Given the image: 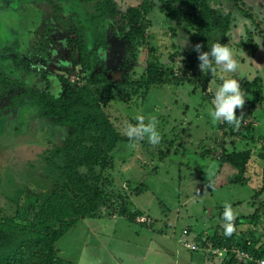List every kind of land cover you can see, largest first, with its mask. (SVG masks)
Returning <instances> with one entry per match:
<instances>
[{"label":"rangeland","instance_id":"rangeland-1","mask_svg":"<svg viewBox=\"0 0 264 264\" xmlns=\"http://www.w3.org/2000/svg\"><path fill=\"white\" fill-rule=\"evenodd\" d=\"M113 1L122 12L143 1L150 5L145 16L148 47L122 38L118 31L120 18H109L97 29L86 32L91 63L90 67L80 69L78 65L71 66L67 44V31L76 18L88 26L77 0H56L60 9L43 0H0V74L6 73L26 86L43 88L49 84L55 94L61 87L59 76L70 83L83 84L94 73L106 74L112 98L104 110L120 134L126 136L127 125H136L139 122L136 117L142 116L144 124L154 118L160 136L156 144L150 143L147 135L119 140L111 152L113 167L103 174V187L114 200L125 197L128 210H142L152 219L151 225H139L120 216L118 201L104 205L99 216L77 220L62 235L56 244L60 257L75 264H218L217 258L187 250L182 241L191 239L198 244L217 225L224 227V221L240 216L241 224L235 225L236 239L253 234L264 243V190L256 191L264 169V38L259 45L254 42L256 36L264 34V0H249L245 9L232 0H208L214 8L232 14L226 40L238 61L237 73L233 75L239 87L256 76L262 84L261 103L252 93L246 95L240 108H234L239 120L256 122L253 133L257 139L253 144L238 136H225L229 126L223 133L218 128L222 120L213 122L209 115V87L219 84L222 75L219 68L203 89L201 77L206 71L199 69L196 57L191 69L194 78H185L190 72L185 70L181 54L191 50L190 25L163 14L159 10L160 0ZM73 12L78 15L74 17ZM101 34L105 47L97 44ZM249 34L257 48L254 56H250L252 60L247 61ZM48 37L53 44L49 46L50 60L46 58L48 48L38 53L42 44H48ZM149 47L156 52L157 61L166 72L171 69L184 77L180 83L168 79L167 73V82L146 86V67L152 59ZM34 51L38 53L37 60L32 56ZM33 66L39 71H34ZM41 69L48 76V83L39 75ZM17 89L6 78H0V107L7 104ZM97 89L98 95L105 93L101 86ZM38 108L25 99L14 109L0 113V159H8L14 165L8 170L10 178L0 182V206L13 199L16 189L24 184L32 192L50 187L35 167H24L28 157L36 158L39 152L34 154V150L31 154L26 148L32 149L33 143L44 146L48 141H57L64 131L60 126L45 124L37 116ZM247 146L252 151L245 173L247 180L230 182L228 177L233 169L220 163L219 156L223 150ZM225 206L230 208V220L223 215ZM256 209L257 216L243 217ZM111 210H116V218L110 216ZM184 228L188 229L187 235L181 234Z\"/></svg>","mask_w":264,"mask_h":264},{"label":"trees","instance_id":"trees-1","mask_svg":"<svg viewBox=\"0 0 264 264\" xmlns=\"http://www.w3.org/2000/svg\"><path fill=\"white\" fill-rule=\"evenodd\" d=\"M56 9H60L56 0H43ZM81 5L84 20L88 26H84L80 19L76 18L75 24L67 31L68 54L71 66L90 67L86 32L97 29L107 19L120 18L118 31L122 38L128 42L137 43L138 46L147 45L145 31L147 21L145 16L149 13L150 5L143 1L136 6H128L123 12L113 0H77ZM240 9H245L241 0H232ZM159 10L175 21L186 22L191 30V50L182 52L185 70L190 74L185 77L192 80L194 73L191 70L198 53L192 48L197 42L201 51H207L214 41L227 43L226 33L230 28L233 17L230 11L214 8L208 0H160ZM75 17L77 12H73ZM114 24H111L113 27ZM48 30H51V26ZM260 31V30H259ZM217 33L214 37L213 34ZM264 37V35H263ZM48 44L41 45L38 53L52 46L51 38ZM251 44L248 51L256 50L252 42L251 34L247 38ZM98 46L105 47L103 35L97 39ZM229 45V44H228ZM230 46V45H229ZM148 47V45L146 46ZM245 48H248L244 44ZM252 47V48H251ZM151 61L146 67L145 84H161L173 79L180 83L184 77L177 73L166 72L158 63L156 52L149 47ZM32 54L35 60L38 53ZM47 60L52 59V52L46 54ZM172 58V56H171ZM187 68V69H186ZM34 71H39L33 66ZM216 70V68H215ZM214 70V71H215ZM214 71H206L201 81L203 89ZM11 73V72H10ZM170 75L168 78L167 76ZM187 74V73H186ZM13 75V74H12ZM44 82L48 83V76L42 69L39 72ZM6 73H1L0 78H6L10 84H15L18 89L12 93L7 104L0 107L1 111H9L21 101L28 99L38 106L37 116L44 120L45 124H52L63 128V135L57 141H48L44 146L31 144L32 149L26 148L34 154L38 150L36 158L27 159L24 167H35L42 178L50 187L43 191L42 188L32 192L24 184L16 189L13 199H8L0 206V264H75L65 260L59 255L57 241L77 220L84 217L99 216L100 208L104 205L114 204L118 201L117 212L120 216L135 222L137 215H142L138 210H128V201L125 197L114 200L103 184L105 183L104 171L113 167L111 152L119 140H125L113 125L108 114L104 110L111 97V83L106 74L94 73L83 84L70 83L62 76L58 77L61 83L60 91L56 94L51 91V86L45 84L43 88L38 86H26L18 83V80L9 78ZM168 78V79H167ZM198 80L199 77H195ZM13 81H12V80ZM220 83V78H218ZM97 86H101L105 93L98 95ZM240 88L242 95L254 93L258 103L262 100V84L259 77L251 81H244ZM264 105V104H262ZM225 136H238L241 140L250 141L252 144L257 139L254 125L249 121L239 120L238 125L221 121L218 128L223 130ZM226 130V131H225ZM264 137V135H263ZM25 153V151H23ZM2 155V152H0ZM251 146L240 150L225 151L219 156L220 163L228 164L234 171L228 177L230 182L244 183L247 178L245 173L251 160ZM31 159V160H30ZM0 182L4 178H10L8 170L14 168L8 159L1 160ZM261 184L257 192L264 190V169H262ZM1 189V188H0ZM112 202V203H111ZM257 209L250 215L257 216ZM242 216L233 221H224V227L217 225L211 233L206 234L198 243L200 247H238L251 256L260 257L264 254V243H260L247 235L244 239L237 238L235 225L241 224ZM231 224L232 231L226 234V225ZM218 264H255L252 260L239 261L233 253L227 251Z\"/></svg>","mask_w":264,"mask_h":264},{"label":"clouds","instance_id":"clouds-1","mask_svg":"<svg viewBox=\"0 0 264 264\" xmlns=\"http://www.w3.org/2000/svg\"><path fill=\"white\" fill-rule=\"evenodd\" d=\"M264 38L256 36L254 42L259 45L260 40ZM192 48L198 53V67L202 72L214 71L219 68L222 75L220 83L211 84L209 91L211 92V106L209 107V115L213 122L220 120L232 123L234 126L239 123V115L234 114V108H240L244 103L242 89L239 87L238 79L234 78L237 73L238 61L234 56L233 49L227 43H221L219 40L214 41L207 51H201L200 44L197 42ZM136 125L128 124L125 129V135L129 138L143 137L147 135L150 143L156 144L159 139V133L156 131L154 118L149 123H142L143 117L137 116ZM223 215L230 220L232 218L231 211L225 206ZM232 231L231 224L226 225V234ZM257 264H264V258L258 259Z\"/></svg>","mask_w":264,"mask_h":264},{"label":"built area","instance_id":"built-area-1","mask_svg":"<svg viewBox=\"0 0 264 264\" xmlns=\"http://www.w3.org/2000/svg\"><path fill=\"white\" fill-rule=\"evenodd\" d=\"M113 210H111V212L109 213L111 217H115V212H112ZM135 222L138 224H145V225H149L151 224V219L147 216V215H137L135 217ZM184 234H187V230L184 229L183 230ZM184 245L190 249L191 251H201L205 256L207 257H211V258H217V259H221L224 254L227 251H230L231 253L234 254V256L237 258V260L239 261H243V260H252L255 264H257L258 259L264 258V254L261 255L260 257H253L251 256L248 252H245L244 250L235 247V246H231L230 248H226V247H200L197 243H195L194 241H188L185 240Z\"/></svg>","mask_w":264,"mask_h":264},{"label":"crops","instance_id":"crops-1","mask_svg":"<svg viewBox=\"0 0 264 264\" xmlns=\"http://www.w3.org/2000/svg\"><path fill=\"white\" fill-rule=\"evenodd\" d=\"M241 1H242L243 5H244V4H245L246 2H248L249 0H241ZM260 5H262V4H260ZM244 8H245V7H244ZM231 25H232V24H231ZM231 25H230V26H231ZM229 30H230V28H229ZM229 30L227 31L226 36H227V34L229 33ZM263 35H264V34H263ZM226 36H225V38H226ZM226 41H227V40H226ZM252 42H253V39H252ZM228 44H230V43H228ZM254 44H255V43H254ZM255 46H256V45H255ZM256 48H257V47H256ZM255 51H256V50H255ZM255 51L252 52V53L249 52V51L247 52V55H245L247 61H248V58H249V60H252L250 56H254ZM242 61H243V60H242ZM249 67H250V66H249ZM242 120H243V121H248L249 119H242ZM253 121H254V120H253ZM252 125L255 126V125H256V122L252 123ZM242 141H243V140H242ZM250 162H251V161H250ZM249 165H250V164H249ZM233 171H234V170L231 171V174L233 173ZM231 174H230V175H231ZM136 210H138L142 215H147V214H145V212H143V211L140 210V209H136ZM147 216H148V215H147ZM116 217H117V216H115L114 218H116ZM148 217H149V216H148ZM149 218H150V217H149ZM150 219H151V218H150ZM151 222H152V219H151ZM137 225H138V224H137ZM139 225H144V226H146L145 224H139ZM149 225H151V224H149ZM149 225H147V226H149ZM184 229L187 230V234H188V229H187V228H184ZM184 229H182L181 234H182V235H187V234H184V233H183V230H184ZM185 240H188V239H185ZM185 240L182 241V245H183L187 250L191 251L190 249H188V248L184 245L183 242H184ZM188 241H192V240L189 239ZM195 243H196V242H195Z\"/></svg>","mask_w":264,"mask_h":264}]
</instances>
